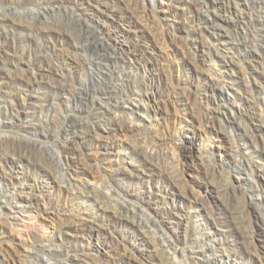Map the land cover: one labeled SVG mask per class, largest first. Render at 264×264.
Instances as JSON below:
<instances>
[{"label":"rangeland","instance_id":"obj_1","mask_svg":"<svg viewBox=\"0 0 264 264\" xmlns=\"http://www.w3.org/2000/svg\"><path fill=\"white\" fill-rule=\"evenodd\" d=\"M0 264H264V0H0Z\"/></svg>","mask_w":264,"mask_h":264}]
</instances>
